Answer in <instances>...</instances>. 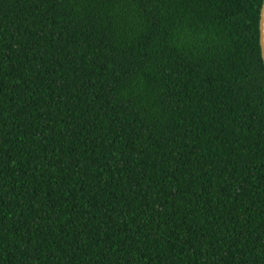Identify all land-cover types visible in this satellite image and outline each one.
<instances>
[{
  "label": "trees",
  "instance_id": "1",
  "mask_svg": "<svg viewBox=\"0 0 264 264\" xmlns=\"http://www.w3.org/2000/svg\"><path fill=\"white\" fill-rule=\"evenodd\" d=\"M262 0H0V264H264Z\"/></svg>",
  "mask_w": 264,
  "mask_h": 264
},
{
  "label": "water",
  "instance_id": "2",
  "mask_svg": "<svg viewBox=\"0 0 264 264\" xmlns=\"http://www.w3.org/2000/svg\"><path fill=\"white\" fill-rule=\"evenodd\" d=\"M257 32L259 55L264 68V0L261 1L259 9Z\"/></svg>",
  "mask_w": 264,
  "mask_h": 264
}]
</instances>
